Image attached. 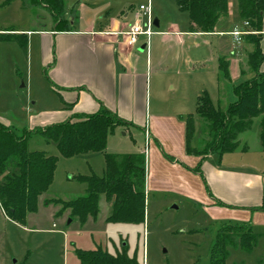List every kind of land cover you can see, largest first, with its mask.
Returning <instances> with one entry per match:
<instances>
[{
  "label": "rangeland",
  "instance_id": "374dc122",
  "mask_svg": "<svg viewBox=\"0 0 264 264\" xmlns=\"http://www.w3.org/2000/svg\"><path fill=\"white\" fill-rule=\"evenodd\" d=\"M147 1L152 19L160 20L158 27L153 26L148 52L143 51V56L151 54V72H158V75L155 73L152 77L154 83L151 85V103L154 100L162 109L169 111L171 102H186L188 113L194 117L192 145L201 148V141L208 139V132L203 120L195 114L197 95L205 92L214 107L224 108L223 93L220 95L218 91L221 84L216 61L204 66L193 65L192 68L188 65L182 68L174 66L169 61L159 71L154 66L155 58L167 54V45L157 33L168 31L173 24L180 30H186V11L180 10L174 0H64L63 10L70 25V18L75 13L82 16L84 21H98L106 13L117 15L122 9L127 11L131 6L138 8L139 4L145 5ZM80 2L83 7L79 6ZM49 18L48 9L33 0H0V119L17 130L29 127L31 115L51 110L59 101L58 95L40 69L34 63L32 67L28 66L27 56L13 36L23 30L48 24ZM145 19L146 16L143 15L142 24ZM132 20L133 16L130 14L127 22ZM217 27L225 30L244 29V22L237 14V0H228V11L220 17ZM224 39L225 46L222 50L214 44L210 48V54L229 56L235 41L229 35H225ZM246 44L249 47L244 45L241 51L250 52L252 45ZM260 45L264 48V37H261ZM238 49L240 51V47ZM174 52L175 49H171L167 56ZM206 53L208 50L204 45L197 49L186 46L184 56L196 54L198 57ZM246 56L235 58L231 69L236 71L238 77L231 85L252 75ZM190 68L193 70L185 74ZM176 70L179 73L177 75ZM184 81L188 85L184 93H180L177 83ZM174 83L175 88L172 89ZM143 130V126L130 125L123 134V130L116 128L108 134L104 151L78 153L69 157L61 156L53 142H47L38 134L32 135L27 141L28 148L54 156L56 164L51 183L38 197L37 210L28 214L25 227L10 221L0 211V264H81L78 250L101 248L116 254L121 252L123 246L125 254L134 258L138 264H208L210 246L222 223L245 221L250 224L253 232L264 233V222L254 215L251 218V213L245 215L242 211L229 207L217 211L216 208L202 205V188L196 181L191 182V189L186 182L181 183L179 176L176 178L172 160L163 154L167 164L159 165L156 161L151 163L150 183L156 182L160 188H145L143 222L106 221L108 206L103 194L98 199L96 218H88L84 224L71 219L69 210L56 215L59 205L44 204L43 200L49 197L66 200L84 195L87 185L82 178L91 174L103 175L105 153L124 154L143 150L146 143ZM258 130V118H254L250 128L238 135L240 147H246L245 150L239 149L232 153L237 156L235 164L240 163L241 159H250L254 164L262 162L264 155L259 145ZM149 140L151 142V137ZM228 154L225 156H229ZM212 159L217 161L219 154L212 153ZM146 170L148 177L147 166ZM229 252L226 264H264L260 263L261 259L264 260L262 238L251 251L232 246Z\"/></svg>",
  "mask_w": 264,
  "mask_h": 264
},
{
  "label": "trees",
  "instance_id": "16d2710c",
  "mask_svg": "<svg viewBox=\"0 0 264 264\" xmlns=\"http://www.w3.org/2000/svg\"><path fill=\"white\" fill-rule=\"evenodd\" d=\"M44 5L57 29H70L64 15V0H33ZM180 10L186 11L188 26L193 32L213 31L217 20L228 11V0H174ZM264 0H237V14L248 24L252 33L244 34L243 40L252 45L247 52V66L251 76L231 85L233 100L226 107H214L209 96L203 92L196 97L195 114L207 128L208 139L203 146L192 145L194 117L183 116L185 124V151L187 154L205 155L217 152L245 150L240 147L238 135L250 128L258 118V139L264 154V48L260 45ZM20 49L27 54V39L23 33H15ZM218 69L229 80L228 60L218 59ZM222 94L221 89L218 90ZM71 104L66 107L70 108ZM130 125L115 112L100 104L95 112L72 113L66 119L42 126H24L17 130L0 120V207L11 221L25 225L27 216L37 210L38 197L51 183L56 158L45 151L30 150L28 139L38 134L47 142H53L59 154L69 157L78 153L104 151L108 134L116 128ZM105 167L102 176L89 175L82 178L87 185L86 193L73 199L49 197L44 204L59 205L60 214L69 210V217L84 224L88 218L95 219L98 199L104 195L108 206L106 221L138 223L144 220L145 208V158L144 154H104ZM199 171V163L193 168ZM224 205L222 202H217ZM254 209V208H253ZM256 209L264 211V206ZM264 233L253 232L249 223H222L209 249L208 264H226L229 248L238 246L251 251ZM81 264H138L134 258L121 252L111 254L101 248L78 250ZM264 262L263 259L260 263ZM235 264V263H234Z\"/></svg>",
  "mask_w": 264,
  "mask_h": 264
},
{
  "label": "crops",
  "instance_id": "0c3cea01",
  "mask_svg": "<svg viewBox=\"0 0 264 264\" xmlns=\"http://www.w3.org/2000/svg\"><path fill=\"white\" fill-rule=\"evenodd\" d=\"M79 6L83 7V4L80 2ZM137 9L131 6L127 11L120 10L117 15L106 13L98 21L95 19L84 21L82 16L75 13L70 18L71 28L62 30L55 27L50 15V23L18 32L26 35L28 66L32 67L34 63L40 69L59 100L53 109L31 115L29 127L59 122L72 113L95 112L102 104L130 125L143 126L144 139L145 135H148L143 150L138 151L142 152L145 158L144 188H160L156 182L150 183L151 163L156 161L159 165L167 164L162 157L164 155L172 160L176 178L179 176L178 180L181 183L186 182L191 189V182L196 181L202 188V205L216 208L217 211L229 207L242 211L245 215L251 213V218L254 215L264 222V211L256 209L258 206H264V158L258 164L252 163L250 159H241L240 163L235 164L237 156L232 153L236 150L219 155L217 161L212 159L214 152L205 155L187 154L183 120V116L188 114L187 103L171 102L169 111L162 109L154 100L151 103V85L154 83L152 77L155 73L158 75V72L155 70L151 72V54L146 53L143 56L144 50L148 52L144 45L145 37L138 36L137 42L128 46L123 43L122 36L116 34L120 30L128 29L134 21ZM130 14L133 20L128 23L127 18ZM156 20L159 26L160 20L157 18ZM219 21L220 17L211 32H193L189 26L186 30H180L173 24L168 31L157 33L167 45L166 53L168 54L171 49H175V52L171 56L167 54L158 56L154 60V66L159 71L165 67V63L171 61L174 66L182 68L188 65L192 68L193 65L204 66L215 60L223 93V106L226 107L233 100L231 84L238 77L236 71L231 69L232 64L236 61L235 58L247 55L248 51H241V47L244 45L249 47V44H246L243 36L240 41H236L230 34L233 29L218 28ZM260 33L261 37H264V18ZM225 35L231 36L235 41L229 56L210 54V48L214 44L222 50L225 46ZM200 45L207 47V55L184 56L186 46L189 49H197ZM220 57H226L228 60L229 80L224 79L218 69ZM191 68L187 69L185 74H189L193 70ZM261 69H264V63ZM175 74H179L178 70ZM186 85L188 84L185 81L177 83L180 93H184ZM171 88H175V83ZM67 104H71L70 108L66 107ZM130 125L118 129L123 130L125 134ZM149 137L152 139L151 142ZM227 153L229 156H225ZM198 163L199 171H194L193 168ZM217 200L224 205L216 203ZM0 211L2 212L1 207ZM22 226L25 227L26 224Z\"/></svg>",
  "mask_w": 264,
  "mask_h": 264
},
{
  "label": "built area",
  "instance_id": "2783aa9c",
  "mask_svg": "<svg viewBox=\"0 0 264 264\" xmlns=\"http://www.w3.org/2000/svg\"><path fill=\"white\" fill-rule=\"evenodd\" d=\"M143 15L146 16L145 22L142 24ZM247 22L244 21V26H247ZM250 31L247 28L244 29H238L234 28L230 34L234 37L236 41H240V38L244 34H248ZM116 34H119L122 36L123 43H125L128 46H132L137 42L138 36H144L145 37V45L148 50L149 48V38L153 34V19L151 17V9L149 1L143 5H139L138 9L136 10L134 14V21L133 23L128 27L126 30H120L116 32ZM145 140H148V135H145Z\"/></svg>",
  "mask_w": 264,
  "mask_h": 264
},
{
  "label": "water",
  "instance_id": "95a60500",
  "mask_svg": "<svg viewBox=\"0 0 264 264\" xmlns=\"http://www.w3.org/2000/svg\"><path fill=\"white\" fill-rule=\"evenodd\" d=\"M153 26H155V27H157V26H158V22H157L156 18H155V19H153ZM144 45H145V44H144Z\"/></svg>",
  "mask_w": 264,
  "mask_h": 264
}]
</instances>
